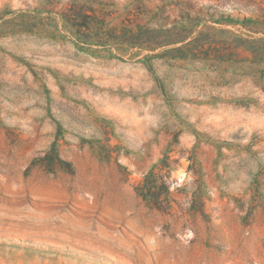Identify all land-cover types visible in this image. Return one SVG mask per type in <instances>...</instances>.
Masks as SVG:
<instances>
[{
  "label": "rangeland",
  "instance_id": "1",
  "mask_svg": "<svg viewBox=\"0 0 264 264\" xmlns=\"http://www.w3.org/2000/svg\"><path fill=\"white\" fill-rule=\"evenodd\" d=\"M0 264H264V0H0Z\"/></svg>",
  "mask_w": 264,
  "mask_h": 264
},
{
  "label": "trees",
  "instance_id": "2",
  "mask_svg": "<svg viewBox=\"0 0 264 264\" xmlns=\"http://www.w3.org/2000/svg\"><path fill=\"white\" fill-rule=\"evenodd\" d=\"M151 33H155V30H152ZM148 34H146V32H141V33H138V34H133V33H130V37H129V41L128 44H136L135 41L136 40H140L141 42L143 43H147L149 45H154L156 44V40L151 36V37H146Z\"/></svg>",
  "mask_w": 264,
  "mask_h": 264
}]
</instances>
